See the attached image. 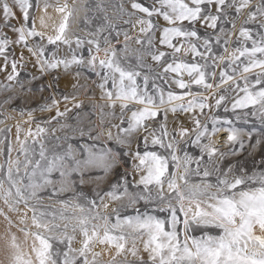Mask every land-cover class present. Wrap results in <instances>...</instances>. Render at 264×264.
<instances>
[{
    "label": "snow or ice",
    "instance_id": "obj_1",
    "mask_svg": "<svg viewBox=\"0 0 264 264\" xmlns=\"http://www.w3.org/2000/svg\"><path fill=\"white\" fill-rule=\"evenodd\" d=\"M250 3L251 0H239L237 6L235 0H232V3H227V0H188V2L151 0V4H145L139 0H130L132 13L128 15L131 17L135 13L143 14L136 17L132 26L140 25V33L147 38L148 47L143 55L150 56L163 70L162 73L156 74L157 79L168 82L167 74L172 73L174 76L171 82L179 89H190L192 85H196L206 91L213 90V97L223 85L232 82L234 87L224 88V93L237 92L234 102L231 103L232 111L251 108L253 115L258 110L261 117H264V35H261L259 40L253 39L251 48L241 46L229 53V63L220 71L219 83L214 85L207 82L209 76L213 78L216 76L215 72L205 71L209 68L207 61L212 60L216 67H220L225 57L212 55L211 37L198 44L199 34L195 27H191L201 23L207 28L216 29L221 16L225 20L228 19L227 13L224 12L225 6L228 8L235 6V11L239 14L244 8L249 7ZM213 5L216 6V15L209 11ZM31 6L29 0H12L11 4L8 0H0V23L16 36L12 41H9L6 35L0 37V57L7 61L9 56L6 48L10 44H23L35 56L41 72L56 69L60 65L67 69L72 64L82 63H86L93 70L96 69V57L91 56V53L87 61L77 59L74 55L68 60L58 59L56 53L47 57L45 47L35 41L29 47L28 38L37 36L43 38V33L29 26ZM14 8H18L21 13L19 26L11 23V20L16 18ZM58 10L62 12L64 8ZM257 13L264 17V0H261L255 11L248 13V20L254 21ZM154 17L156 20L162 19L166 26L159 27ZM67 20L66 15L57 34L47 38L48 44L53 45L58 41L64 44L71 43L65 36ZM185 21L188 22L187 26L184 25ZM130 22L131 20L125 21V23ZM233 27H235L234 21ZM220 31L223 32L224 29L221 28ZM157 32L158 44L172 49L171 62L168 61L169 53L152 50L153 34ZM240 37L245 41L251 39L249 30L242 27ZM124 38L126 41L130 39L127 32L124 33ZM176 38H182L183 43L180 46L173 43ZM215 38L219 43L220 38L218 36ZM105 42L110 43L107 37ZM82 43V40L76 39L77 47ZM94 43L96 51H99L98 43L93 40L88 41L90 45ZM135 43L143 46L145 41L137 38ZM224 43L226 45L228 41L225 40ZM185 44L187 47H184ZM201 45L204 48L203 52L199 51ZM182 48L185 54H192L191 63L177 59V54L181 53ZM224 50L228 52L227 47ZM122 51L125 53L129 51L127 45ZM105 56L106 59L99 60V68L104 71L103 73L97 71L96 75L100 76L102 81L98 85L104 93L101 98L108 101L109 107L114 108L117 102L120 105V125H113L118 127L120 134L113 137L111 131L107 133V139H114L117 145L130 147L127 137L146 128L144 122L155 119L161 110L164 111L165 117L168 111L192 112L199 109L203 113L205 108L221 107L228 99L225 94H220L215 99V105H210L206 102L208 96L197 99L198 96L203 95L201 92L165 93L163 88H158L153 83V90L159 94L157 102L156 97L145 90L148 86V75H144V87H141L137 81L141 72L136 68L122 67L116 58L117 49H106ZM196 57L204 60L205 63H199ZM136 60L137 67H147L143 65L141 55L138 54ZM227 69L232 70L231 74ZM255 69H259V72L255 73L253 81L249 79V74ZM6 70V68L0 69V71ZM185 74L189 78L187 83L183 79ZM16 75L17 64L13 61L11 74L7 79L13 81ZM237 76L243 80V87L237 82ZM110 80L115 89L114 93L106 90ZM188 96H191V99L185 103ZM63 99L69 102L70 97L64 96ZM71 99L75 100V97ZM10 102L11 98L4 101L5 104ZM58 104V101L52 100L50 105L40 110L51 112L56 108V115L52 120L58 121L59 117L65 116L71 110L66 108L61 112ZM133 104L142 107L133 111L129 107ZM73 106L79 109L81 104L74 103ZM129 111L131 116L125 120L124 114ZM225 111H228L227 107ZM103 117L104 113L101 110V123ZM208 119L210 128L207 122L201 124L199 119L193 118L195 127L192 131L195 133V139L191 143L200 148L199 159L187 152L183 157H178L176 141L173 140L167 145L164 143L166 131L160 137L155 133L151 134V145L166 148L165 155L156 151L154 147L149 148L147 136L143 138L142 152L114 151L106 146L96 147L95 141L100 139L102 133L92 135L94 129L90 128L86 133L83 129H72L69 125H61V128H70L71 134L57 137L56 143L49 148L43 141L42 134L46 132L45 128L37 125L36 132L29 130L25 140L21 141L20 129L17 127L19 154L13 157L11 155L13 149L9 146L8 159L4 164H0V201L10 213H18L23 206L25 212L19 219L20 224L26 223L27 213L31 212V228L35 230L19 229L23 233L22 244L17 242L15 234H11L8 242V247L11 249L9 264H105L100 259L104 253L110 254L106 264H132L129 257L133 258L136 264H264V171L248 175L242 167L224 165L226 156L237 153L229 150L220 153L217 157L218 149L210 144H202L201 140L210 139L217 132L224 130L228 133L227 142L230 145L239 142L240 148L243 149L244 142L240 140L242 129L224 127L232 123L229 120L219 121L214 116ZM28 122L30 123L31 119ZM48 123H51V120ZM124 124L127 127L121 126ZM163 127L164 125L161 124V128ZM77 134L87 135L93 143L91 145L84 143L78 148L75 147L68 141ZM179 135L186 136L187 129L181 130ZM246 135L251 138V133ZM29 136L33 138V145L39 143L38 152L33 145L27 143ZM37 137L40 139L37 140ZM260 142L257 140V144ZM61 143L67 144V147L61 148ZM137 143L139 144V139ZM205 154L207 160L203 158ZM123 156H130L133 161H138L133 164L131 172L141 173L139 179L134 178L129 182V170L126 169L115 183L109 184L107 190L97 191L94 198L89 199L82 195L78 185L102 179L99 175H93L97 170L107 177L113 172L118 160L124 162ZM192 163L197 165L195 169L189 167ZM261 163L264 164V161ZM213 174H216L214 183L210 179ZM193 176L199 177V182H193ZM68 192L73 193L70 198H60L62 194ZM41 193L45 195L42 196ZM45 196L55 201L59 208L51 211L43 206ZM106 197L110 201L127 200L126 204H122L123 207H134L144 201V207L147 209L151 206V211L134 208L135 215L121 218L119 209L114 208L113 222L112 215L97 211L101 206L108 209L109 205L105 203ZM160 214H163L164 218H161ZM0 216L4 217L9 228L13 226L12 220L3 208H0ZM197 229L202 230L203 234L193 235ZM214 230L219 231L212 234ZM76 244L79 247H75ZM140 244L142 251L147 254V260L140 255L141 248L138 246ZM98 246L102 251L95 250Z\"/></svg>",
    "mask_w": 264,
    "mask_h": 264
},
{
    "label": "rangeland",
    "instance_id": "obj_2",
    "mask_svg": "<svg viewBox=\"0 0 264 264\" xmlns=\"http://www.w3.org/2000/svg\"><path fill=\"white\" fill-rule=\"evenodd\" d=\"M11 4L12 0H8ZM141 3L151 4V0H139ZM188 2V0H186ZM261 0H251L250 6L244 8L239 14L235 11V6L232 8L224 7V12L227 13L228 19H221L218 21V27L216 29L207 28L206 25L197 23L191 27H195L199 34L200 40L197 42L200 44L205 39L211 37L210 43L212 45V55L225 57L223 64L220 67H216L214 61L208 60L207 63L209 68L205 71L215 72V78L209 76V83H219V73L222 69L226 68L229 63L228 55L234 49L244 46L251 48L252 40H259L261 35H264V17H261L257 13V17L254 21L248 20V13L250 11H255L257 6L260 4ZM32 5L29 9L30 21L29 26L34 27L37 32L43 33V38L30 37L28 38L29 47L32 46L33 41L39 43L45 47L46 56L51 57L53 53H56L58 59H68L71 60L74 55L77 59L87 61L91 56L96 57L97 66L93 70L86 63L79 65L72 64L69 68L65 69L63 65H60L56 69H49L48 71L41 72L40 66L36 62L35 56H33L23 44H10L6 48L9 59L4 60L0 57V69L6 68V71H0V164H4L8 159V147L11 146L13 151L11 155L13 157L17 156L19 144L17 143V127H19V138L21 141L25 140V137L29 130L33 133L36 132L37 125L46 129V132L42 134L43 141L49 148L52 144L56 143L57 137H64L65 135L71 134V129L68 127L61 128V125H69L72 129H83L86 133L89 129H94L92 135L102 133L100 139L95 141L96 147L100 148L102 146L109 147L114 151H124L127 152L131 150L135 152L137 150L143 151L144 142L143 138L145 136L149 139V148H155L159 153L167 154L166 148H161L159 145H151V134L155 133L157 137L162 136L164 131L167 132V136L164 137V143L167 145L169 142L176 141V155L178 157H183L184 153L187 152L189 155L199 159L200 158V148L191 143L195 139V133L192 131L195 127L193 118H197L201 121V124L208 123L209 128L211 127L209 117H215L219 121L229 120L232 123L230 125H224V127H236L242 129V134L240 140L244 142V148L241 149L239 142L235 145H230L227 142L228 133L224 130L217 132L210 139L202 138V144H210L212 147L218 149L216 156L219 157L220 153H226L229 150H234L236 155H228L224 158L223 164H232L236 168L242 167L246 170L248 175H252L254 172L264 171V117H261L259 111L253 115V109H237L235 112L231 109V103L234 102V98L237 96V92L229 91L224 93V88L231 89L234 87L232 82L227 85H223L219 92L213 97V90H204L202 87L192 85L190 89L181 90L174 83H172V77L174 74H167L169 79L168 82L164 80L157 79L156 74L162 73V68L156 62H154L150 56L143 55L147 49V38L140 33V25L133 27L137 16H143L141 13H135L131 17L128 15L132 13L130 7V0H29ZM227 3H232V0H227ZM235 4L238 6L239 0H235ZM121 6H123V11H121ZM64 8V11H59L58 9ZM216 6L210 7L209 11L211 14L216 15ZM15 12L14 19L11 23L19 26L21 22V13L18 8L13 9ZM71 13V15H69ZM68 16L67 27L65 29V36L71 42L70 44H64L58 41L56 44H48V37H54L57 34V30L60 24L64 21V17ZM156 20V18H153ZM131 20L130 23H125V21ZM248 20L247 23L245 21ZM233 21L235 27H233ZM159 27L166 26L162 19L156 20ZM188 22L185 21L184 25L187 26ZM111 25V27H109ZM246 28L250 32L251 39L245 41L240 37V29ZM223 28L224 31L221 32L220 29ZM127 32L130 37L129 40H125L124 33ZM7 36L9 41L16 38L14 33L7 28H4L2 23H0V37ZM159 33L153 34L154 40V51H165L169 53L168 61L172 60V49H169L158 44ZM216 36L220 38L219 43L216 41ZM105 37H107L110 43L105 42ZM79 38L83 41L80 47L76 45V39ZM139 38L145 41L142 46L136 44L135 40ZM89 40H93L99 44L100 50L96 51V44H88ZM227 40L228 43L225 45L224 41ZM174 44L180 46L183 41L182 38H176L173 41ZM125 45H127L129 51L127 53L123 52ZM184 47H187L185 44ZM225 47L228 48V52H225ZM115 48L117 49V59L120 61L121 66L125 68H136L137 71L141 72V76L137 77L138 84L144 87V75L149 76L148 86L146 91L149 94L154 95L159 100L158 92L153 90V83L156 87L163 88L165 93L172 91L177 94L182 92L193 91L201 92L202 96H198L197 99H203V96H208L206 101L210 105H215V99L219 97L220 94H225L228 99L222 104L221 107L216 108H205L203 113L199 109H195L192 112H176L172 113L168 111L165 117L163 110L160 111L155 119L146 120L144 123L146 128L140 129L138 132L133 133L127 137L129 146L117 145L115 140H108L107 133L111 131L112 136L120 134L118 127L113 125H120V105L119 102L116 103L114 108L108 106V101L102 99L101 97L104 93L98 87L102 82L101 77L96 75L99 71L103 73L104 69L99 68V60L106 59L105 50ZM199 51L203 52V46H199ZM141 55V60L143 65L147 67L140 66L137 67L136 56ZM178 60H183L191 63L193 61V56L191 53L185 54L182 51L177 54ZM243 60V58H241ZM199 63H205L204 60L196 57ZM15 61L17 64V75L16 79L9 81L7 76L11 74V64ZM246 62V61H245ZM239 63V61H237ZM235 67V65H233ZM231 74V69H227ZM259 72V69L253 70V73L249 74V79H255V73ZM119 76L117 74V80ZM184 81L187 83L189 78L187 74L183 77ZM237 82L243 87V80L237 76ZM107 91L115 92L112 87L111 80L106 86ZM243 95V93H240ZM69 96V102H65L63 97ZM75 97L72 100L71 97ZM11 98V102L5 104L4 101ZM165 95V99H166ZM191 96L186 97L185 103ZM52 100L59 102L58 109L64 112L65 109H71L67 112L65 116L59 117L57 120H52V117L56 115V108H53L51 112H42L40 109L44 106L50 105ZM74 103H80L81 107L79 109L75 108ZM129 107L135 111L138 110L141 105H129ZM171 107V106H168ZM225 107L228 111H225ZM258 108V106H257ZM101 110H103L104 117L103 123H101ZM31 113V117H29ZM131 116V112H126L124 114V119L127 120ZM31 119V122L28 121ZM51 120V123L48 121ZM161 124L164 125L161 128ZM122 127H127L126 124L121 125ZM187 129L186 136H180L181 130ZM221 133V134H220ZM246 133H251V138H249ZM219 135V136H218ZM37 140L40 137L36 138ZM139 139V144L137 143ZM257 140L261 142L257 144ZM75 147H79L80 144H92L93 141L88 138L87 135L79 136L78 134L72 136L68 141ZM27 143L33 145V138L28 137ZM37 152L39 151V143L33 145ZM61 148L67 147V144L61 143ZM38 158V157H37ZM204 160H207V155H204ZM22 159V157H21ZM123 163L117 162L116 167L113 172L107 177L97 170L93 175H99L102 177L99 181H89L84 185H78L77 187L82 192V195L92 199L95 197V193L101 190H107L110 183H115L120 176L125 173V170H129L128 180L131 182L134 178L139 179L141 173L131 172L132 166L138 161H133L130 156H123ZM190 168L195 169L197 165L192 163ZM175 171V169H173ZM203 172V168H201ZM243 174V173H237ZM58 175V174H54ZM231 178V177H229ZM199 177L193 176V182H199ZM211 181L214 183L216 180V174L210 177ZM44 196V193H41ZM73 195V193L68 192L61 195V199H68ZM153 195L155 193L153 192ZM99 204V201H97ZM105 203H108V209H104L102 206L97 209V211L102 214H110L113 216V222L115 215L112 213V209H119L121 218L135 215L134 208H139L141 211H151V206L149 208L144 207V201L139 204L128 207H123L122 204H126L127 200L124 201H110L105 198ZM43 206L48 207L49 210L55 211L59 208V205L53 201L49 200L46 196L43 200ZM0 208L8 214L9 218L12 220V227L9 228L7 221L3 216H0V264H9V258L11 254V249L8 247V242L10 240L11 234H15L18 243H23V233L19 231L20 228H31V212L27 213L28 219L25 224H20L19 219L24 214L25 209L23 206L20 207L18 213L7 212V208L0 201ZM161 218H164L163 214H160ZM219 230H214L212 234H216ZM203 234L202 230H195L193 235L200 236ZM257 234L260 233L257 231ZM79 239V237H77ZM31 241H29L30 243ZM79 247L78 244L74 245ZM141 248L140 255L147 260V254L142 251V244L138 245ZM96 251H102V248L98 246ZM100 259L106 262L110 259V254L104 253ZM132 264H136L133 258L129 257Z\"/></svg>",
    "mask_w": 264,
    "mask_h": 264
},
{
    "label": "bare ground",
    "instance_id": "obj_3",
    "mask_svg": "<svg viewBox=\"0 0 264 264\" xmlns=\"http://www.w3.org/2000/svg\"><path fill=\"white\" fill-rule=\"evenodd\" d=\"M221 134V133H220ZM219 136V135H218Z\"/></svg>",
    "mask_w": 264,
    "mask_h": 264
}]
</instances>
